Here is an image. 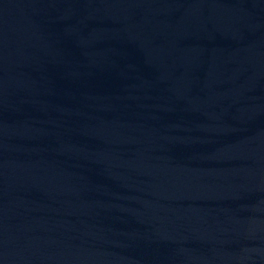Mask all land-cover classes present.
Returning <instances> with one entry per match:
<instances>
[{"label": "water", "instance_id": "95a60500", "mask_svg": "<svg viewBox=\"0 0 264 264\" xmlns=\"http://www.w3.org/2000/svg\"><path fill=\"white\" fill-rule=\"evenodd\" d=\"M0 264H264V0H0Z\"/></svg>", "mask_w": 264, "mask_h": 264}]
</instances>
